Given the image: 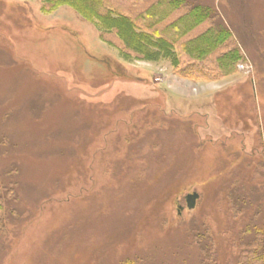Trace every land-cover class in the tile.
Returning <instances> with one entry per match:
<instances>
[{"label": "rangeland", "instance_id": "obj_1", "mask_svg": "<svg viewBox=\"0 0 264 264\" xmlns=\"http://www.w3.org/2000/svg\"><path fill=\"white\" fill-rule=\"evenodd\" d=\"M156 1L103 8L140 26ZM182 1L149 27L207 9L170 38L179 73L67 5L0 0V264H241L261 249L264 0ZM216 24L227 40L190 61L180 44Z\"/></svg>", "mask_w": 264, "mask_h": 264}, {"label": "trees", "instance_id": "obj_2", "mask_svg": "<svg viewBox=\"0 0 264 264\" xmlns=\"http://www.w3.org/2000/svg\"><path fill=\"white\" fill-rule=\"evenodd\" d=\"M45 3L50 4L49 10L67 5L75 9L83 19L96 21L103 30L114 32L125 48L133 51L137 56L148 60H155L160 54L166 57L172 56L173 66L179 73L188 70L184 66H179V60L170 38L175 40L182 38L208 16L207 9L191 6L184 15L159 32L149 31V27L152 28L151 24L154 25L163 21L172 10L181 7L183 5L182 0H158L154 2L151 7L140 13V20L143 22L140 24L141 27L126 14L116 12L112 8L104 9L103 0H45ZM149 22L154 23L147 24ZM144 24L146 25L144 26ZM228 36L229 32L216 24L193 38L183 41L180 47L190 61L199 62L219 48ZM238 60L237 51L230 50L218 55L216 64L218 69L227 75L232 73V69ZM187 74L189 76L186 77L192 76L190 73ZM260 243L259 245L257 241L256 244L261 249L249 252V256L241 264H264V235Z\"/></svg>", "mask_w": 264, "mask_h": 264}, {"label": "water", "instance_id": "obj_3", "mask_svg": "<svg viewBox=\"0 0 264 264\" xmlns=\"http://www.w3.org/2000/svg\"><path fill=\"white\" fill-rule=\"evenodd\" d=\"M199 195L196 192L188 193L185 195V204L188 209L194 208ZM183 207H179L182 210Z\"/></svg>", "mask_w": 264, "mask_h": 264}]
</instances>
